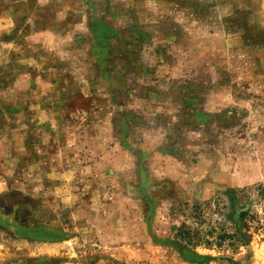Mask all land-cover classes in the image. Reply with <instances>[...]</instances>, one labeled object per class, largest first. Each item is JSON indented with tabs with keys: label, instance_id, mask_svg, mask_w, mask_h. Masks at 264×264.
<instances>
[{
	"label": "rangeland",
	"instance_id": "obj_1",
	"mask_svg": "<svg viewBox=\"0 0 264 264\" xmlns=\"http://www.w3.org/2000/svg\"><path fill=\"white\" fill-rule=\"evenodd\" d=\"M0 264H264V0H0Z\"/></svg>",
	"mask_w": 264,
	"mask_h": 264
}]
</instances>
